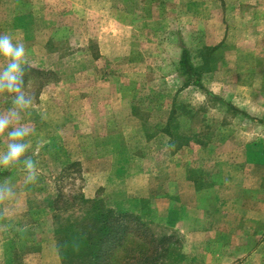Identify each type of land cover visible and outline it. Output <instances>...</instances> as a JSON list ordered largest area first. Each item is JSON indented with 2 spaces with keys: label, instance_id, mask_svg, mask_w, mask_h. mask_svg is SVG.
<instances>
[{
  "label": "rangeland",
  "instance_id": "1",
  "mask_svg": "<svg viewBox=\"0 0 264 264\" xmlns=\"http://www.w3.org/2000/svg\"><path fill=\"white\" fill-rule=\"evenodd\" d=\"M3 34L26 51L24 81L33 103L12 125L28 129L26 154L37 168L25 190L30 198H39L37 188L45 194L62 238L79 237L77 225L90 208L105 214L100 202L83 199L86 167L77 160L90 154L87 138L92 124L106 122L104 108L135 116L149 134L160 132L173 111V147L200 131L213 159L241 161L248 147L251 175H264V0H0ZM6 62L0 57V67ZM10 106L11 97L0 93V112ZM8 143L0 133V151ZM0 175L13 184L5 175L25 172L17 164ZM255 193L260 201L264 191ZM111 214L109 224L133 220ZM144 234L141 228L127 237L139 241Z\"/></svg>",
  "mask_w": 264,
  "mask_h": 264
},
{
  "label": "crops",
  "instance_id": "2",
  "mask_svg": "<svg viewBox=\"0 0 264 264\" xmlns=\"http://www.w3.org/2000/svg\"><path fill=\"white\" fill-rule=\"evenodd\" d=\"M121 112L104 108L106 122L91 126V152L77 159L86 167L83 199L100 202L105 212L129 214V228L144 223L151 235L153 228L164 229L174 246L165 264H264V194L255 198V191H264V175H251L253 150L245 148L241 161L237 155L213 159L207 150L213 145L198 139L200 131L173 147V111L153 134ZM186 131L195 132L187 125ZM230 158L241 165L228 164ZM6 177L18 182L13 198L0 199V264H68L45 194L37 188L33 195L39 198H30L24 175Z\"/></svg>",
  "mask_w": 264,
  "mask_h": 264
},
{
  "label": "trees",
  "instance_id": "3",
  "mask_svg": "<svg viewBox=\"0 0 264 264\" xmlns=\"http://www.w3.org/2000/svg\"><path fill=\"white\" fill-rule=\"evenodd\" d=\"M184 55L182 60H184ZM190 74V73H187ZM88 215L81 219L77 227L82 230L79 237L66 238L61 237L58 231L59 250L63 261L68 264H117L115 258L119 259V264H160L161 260H165V256L173 248L172 239L163 235L159 238L149 233V228L145 224H141L136 228H129L128 223L108 222L107 216L112 210H107L101 216L94 215L96 207L88 210ZM112 216V214H111ZM118 214H113V219H118ZM132 217V216H131ZM145 229V234L140 237L139 241L128 238V233L137 229ZM87 229V230H84ZM111 240V244L107 247L106 242ZM166 243H170L169 245ZM108 249V250H107ZM136 254V255H132ZM154 257L152 260L149 254ZM160 253V254H159ZM131 261V263H130Z\"/></svg>",
  "mask_w": 264,
  "mask_h": 264
},
{
  "label": "clouds",
  "instance_id": "4",
  "mask_svg": "<svg viewBox=\"0 0 264 264\" xmlns=\"http://www.w3.org/2000/svg\"><path fill=\"white\" fill-rule=\"evenodd\" d=\"M0 57L7 61L0 67V93L11 97V106L7 112H0V133H6L9 140L6 149L0 151V168L22 165L25 172L24 183L32 184L37 180V168L26 154L30 144L27 139L29 131L23 125L12 126L33 103L26 92L24 81L25 47L22 43H13V38L8 34L0 35ZM15 195L14 186L10 182H0V199H11Z\"/></svg>",
  "mask_w": 264,
  "mask_h": 264
}]
</instances>
